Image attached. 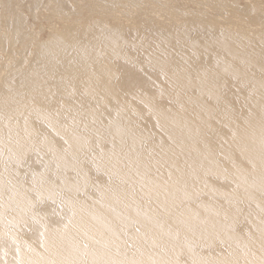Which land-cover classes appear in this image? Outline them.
<instances>
[{
    "label": "bare ground",
    "instance_id": "1",
    "mask_svg": "<svg viewBox=\"0 0 264 264\" xmlns=\"http://www.w3.org/2000/svg\"><path fill=\"white\" fill-rule=\"evenodd\" d=\"M0 264H264V0H0Z\"/></svg>",
    "mask_w": 264,
    "mask_h": 264
}]
</instances>
